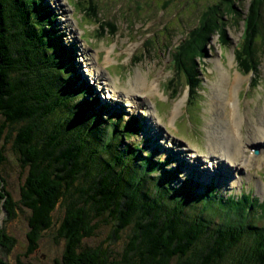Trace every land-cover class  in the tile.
Masks as SVG:
<instances>
[{
	"label": "trees",
	"instance_id": "16d2710c",
	"mask_svg": "<svg viewBox=\"0 0 264 264\" xmlns=\"http://www.w3.org/2000/svg\"><path fill=\"white\" fill-rule=\"evenodd\" d=\"M83 2L77 0L85 17L98 24L99 36L114 35L115 22L100 18L97 4L91 0ZM241 2L206 4L183 39L167 45L171 70L190 81L189 93L196 94L202 82L200 70L210 37L216 34L221 47L230 45L228 18L244 21L242 38L234 48L237 71L254 74L257 70L264 46V0H249L245 13ZM40 5L50 12L40 0H0V117L10 127L8 138L13 136L12 147L27 169L18 202L29 211L28 251L53 226L54 212L61 205L57 236L64 246L60 264H264V198L254 200L251 193L218 197L210 182L197 194L217 195L219 212L213 218L206 216L205 204L202 212L185 214L190 204L172 196L170 189L175 188L164 182L175 171L164 168L166 162L152 160V152L138 162L131 160L127 154L139 158L133 152L140 150L136 145H128L126 154L112 151L114 139L129 140L137 134L138 122L132 116L121 127L120 122L112 124L107 142L101 141L99 124L92 120L105 108L93 109L97 99H82L80 110L92 109L84 124L73 125L72 114L58 116L69 99L82 91L74 81L77 75L73 80L70 76V49L61 44L51 15L39 12ZM3 161L1 155L0 207L7 220L22 208L5 188ZM145 177L153 180L149 187ZM216 216L219 219L214 224ZM103 220L113 226L109 242L130 230L119 259L108 246L83 243ZM256 220L261 221L260 226ZM13 243L14 238L2 226L0 246L9 250ZM0 264L5 262L0 259Z\"/></svg>",
	"mask_w": 264,
	"mask_h": 264
},
{
	"label": "rangeland",
	"instance_id": "374dc122",
	"mask_svg": "<svg viewBox=\"0 0 264 264\" xmlns=\"http://www.w3.org/2000/svg\"><path fill=\"white\" fill-rule=\"evenodd\" d=\"M40 1L50 12L43 5L39 6V12L51 15L61 44L65 43L64 47L70 49L73 57L70 76L73 80L74 74L77 75L74 81L82 91L69 99V104L58 111V116L72 114L70 120L73 125L84 124L92 109L80 110L82 99H97L93 109L103 105L105 108L92 120L99 124L98 134L103 142L111 138L114 122H120L121 127L132 116L138 122L137 134L129 140L122 138L118 142L114 139L112 151L126 154L128 145L132 148L136 145L140 150L134 149L133 152L139 158L127 154L131 160L138 162L145 158L146 153L152 152V160L166 162L164 168L175 171L164 182L175 188L170 189L172 196L190 204L186 206L185 214L200 213L207 204L203 214L216 215L221 209L218 197L251 193L254 200L264 198V141L260 136L261 129H254L255 125L264 127V46L254 74L237 71L234 48L242 38L243 19L237 22L227 19L229 46L221 47L216 34L210 37L207 57L203 59L200 70L202 82L197 93L191 94L190 81L171 70V50L167 45L174 46L182 40L206 4L218 0H91L97 4L100 18L115 22L117 31L111 36H99L98 24L85 17L77 0ZM83 1L85 4L89 0ZM248 2L242 0L239 4L243 13ZM261 42L263 40L259 38L258 43ZM138 56L141 60L137 61ZM137 75L141 79L143 76L145 83L135 84ZM234 77L237 81L233 80ZM232 81H235L233 88ZM152 82L154 85L149 88ZM230 88L232 95L227 98ZM232 105L236 108L238 120L241 119L236 129L231 126L229 108ZM78 110L80 112L77 113ZM230 127L231 131L234 129L232 134L238 131L245 141L241 143L239 153L235 154V162L222 158L218 148L217 152L210 151L211 143L221 133L231 134L227 131ZM9 130L10 127L3 124L0 117V156L4 157L1 173L5 188L18 202L27 169L21 166L12 147L13 136L8 138ZM97 136L92 135V139H98ZM251 148H258L259 153L253 155ZM137 167L143 168L141 164ZM155 174L157 172L153 176ZM148 177H145V183L149 187L153 180ZM160 178L164 179L162 174ZM210 182L214 183L218 197L211 194L200 197L197 192H202ZM18 205L21 206L19 202ZM21 208L12 218L5 220V212L0 207V228L4 226L5 232L14 238L9 250L0 246V259L5 264H56L64 246L63 239L57 236L62 206L54 212L53 226L41 233L37 247L30 252L27 241L29 211L23 206ZM218 219L214 217V224ZM255 223L261 225V221L256 220ZM99 224L96 233L83 243L108 246L119 259L130 230L123 231L121 238L109 242L112 224L104 220Z\"/></svg>",
	"mask_w": 264,
	"mask_h": 264
},
{
	"label": "bare ground",
	"instance_id": "6f19581e",
	"mask_svg": "<svg viewBox=\"0 0 264 264\" xmlns=\"http://www.w3.org/2000/svg\"><path fill=\"white\" fill-rule=\"evenodd\" d=\"M228 78V77H227ZM223 79H225L224 78V76H223ZM233 80H235V81H237V77H234V79ZM144 82L143 81V76H142V79H141V77H139L138 75H137V77H136V80L134 81V82H136L135 84H137V83H140V82ZM235 81H232L231 82V85H233V83H235ZM145 83V82H144ZM143 83V84H144ZM227 84V83H226ZM153 85H154V82H152V84H150V86H149V88H151V87H153ZM224 85V84H223ZM234 87V85L232 86V88ZM232 88H230V90L228 91L229 92V94L228 95H226V97L228 98V97H230L231 98V95H232ZM151 92V91H150ZM226 98V99H227ZM229 98V99H230ZM232 101H234V100H232ZM234 103V102H233ZM225 104H226V102H225ZM229 113H231V116H232V122L231 123H233V125H231V126H233V127H235L234 129H236V127H237V125L240 123V121H241V119H239L238 120V118H237V116L235 115L236 114V108H235V106L234 105H232L230 108H229ZM235 123V124H234ZM220 125V124H219ZM255 125V124H254ZM258 128L259 129H261L260 130V136H261V138H263V141H264V127L262 126H260V127H258L257 125H255V130H258ZM218 129V128H217ZM221 130H222V128H220ZM234 129L232 128V131H234ZM212 131V130H211ZM228 132H230L231 134H225V135H223L224 133H221L222 135H220V137H217V139L215 140V142L214 143H211V149H210V151L211 152H217L216 151V149L218 148L219 149V151L221 152V154H222V158H224V159H226L228 162H235L234 160H235V157H236V153H239L238 152V150L240 149V147H241V143L242 142H245L244 140H243V137L241 136V134L239 135V132L238 131H236L235 132V135L234 134H232V131H231V127L227 130ZM225 132V131H224ZM217 133V132H216ZM214 139V138H213ZM240 140V141H239ZM239 141V142H238ZM230 172V171H229Z\"/></svg>",
	"mask_w": 264,
	"mask_h": 264
}]
</instances>
